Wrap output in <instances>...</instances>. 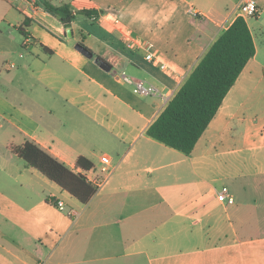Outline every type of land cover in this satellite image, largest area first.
Listing matches in <instances>:
<instances>
[{"label":"crops","instance_id":"obj_1","mask_svg":"<svg viewBox=\"0 0 264 264\" xmlns=\"http://www.w3.org/2000/svg\"><path fill=\"white\" fill-rule=\"evenodd\" d=\"M48 1L98 14L65 26L39 0H0V264H264V0L243 16L254 56L189 154L146 130L241 0ZM147 42L174 77L145 60ZM25 140L95 186L110 173L81 203L20 163L10 148Z\"/></svg>","mask_w":264,"mask_h":264},{"label":"trees","instance_id":"obj_2","mask_svg":"<svg viewBox=\"0 0 264 264\" xmlns=\"http://www.w3.org/2000/svg\"><path fill=\"white\" fill-rule=\"evenodd\" d=\"M39 1L46 10L57 15L65 26L70 25L76 13L90 17L98 14L95 9H80L74 13L68 3L55 6L48 0ZM28 22L24 18L23 23ZM19 30L28 36L21 28ZM254 53L255 46L249 27L243 17L237 16L208 48L165 108L149 125L146 133L189 154ZM10 149L27 166L37 169L81 203H87L97 191V186L85 175L74 172L63 161L31 140H25L22 145L11 146ZM76 166L88 170L93 167V163L79 156Z\"/></svg>","mask_w":264,"mask_h":264},{"label":"built area","instance_id":"obj_3","mask_svg":"<svg viewBox=\"0 0 264 264\" xmlns=\"http://www.w3.org/2000/svg\"><path fill=\"white\" fill-rule=\"evenodd\" d=\"M237 11L239 16L241 17L254 16L259 12V7L257 5L256 0H241L237 6ZM115 22H117V19H115ZM140 46L145 50V60L151 63H155L160 68V70L169 77H174L176 75V70L173 68V66L167 61H165L159 53L152 51L153 45L151 43H140ZM14 66L15 65L13 63L9 64V67L11 68ZM123 77L127 81L131 80L125 74H123ZM133 82V90L139 95H149L154 94L156 92L155 87H153L152 85L145 84L144 81L141 79H136ZM101 161L104 163V165H107L109 164V157L107 155H103L101 156ZM101 171L105 174V176L102 179L96 181V186H99L106 180L107 175L110 173V168L103 166L101 167ZM216 198L218 201L227 205L234 203V198L226 186H222L217 191ZM56 206L61 210L64 208V205L60 200L56 201Z\"/></svg>","mask_w":264,"mask_h":264},{"label":"rangeland","instance_id":"obj_4","mask_svg":"<svg viewBox=\"0 0 264 264\" xmlns=\"http://www.w3.org/2000/svg\"><path fill=\"white\" fill-rule=\"evenodd\" d=\"M124 24H126V25H129V24H127L126 22H124ZM130 26V25H129ZM131 27V26H130ZM133 28V27H132ZM143 38H146V39H148V40H151V38L149 37V36H147V35H144V34H142L141 35ZM20 161V163H23V161L20 159L19 160ZM220 184L221 183H219V186H220ZM65 211H67V210H65ZM184 240V242H190L191 244H196L197 242L199 243L200 241L199 240H196V239H192V241H188V240H186V239H183Z\"/></svg>","mask_w":264,"mask_h":264},{"label":"water","instance_id":"obj_5","mask_svg":"<svg viewBox=\"0 0 264 264\" xmlns=\"http://www.w3.org/2000/svg\"><path fill=\"white\" fill-rule=\"evenodd\" d=\"M40 5L43 7L42 4H40ZM100 63H101V64H100L101 67L104 68L105 70H109V69H110V65H108L106 62L101 61Z\"/></svg>","mask_w":264,"mask_h":264}]
</instances>
